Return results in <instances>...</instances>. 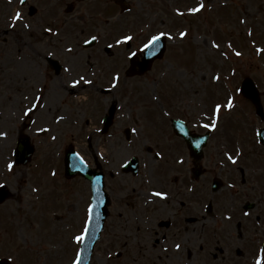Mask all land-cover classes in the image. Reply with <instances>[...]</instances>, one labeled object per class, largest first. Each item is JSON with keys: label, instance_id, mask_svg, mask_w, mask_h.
Returning <instances> with one entry per match:
<instances>
[{"label": "rangeland", "instance_id": "rangeland-1", "mask_svg": "<svg viewBox=\"0 0 264 264\" xmlns=\"http://www.w3.org/2000/svg\"><path fill=\"white\" fill-rule=\"evenodd\" d=\"M55 1H44L53 2L49 10L52 13L48 16L42 13L46 6L42 0H29L24 7L20 6L19 0H0V132L7 133V136H0V195L3 199L0 201V255L13 253L10 264H70L77 248L74 236L81 235L83 208L90 191L88 182L82 178H64L61 158L70 142L89 164L97 163L105 171V189L110 196L112 216L106 221L91 264H248L254 254L255 234L258 232L260 239L264 235V150L251 131V127L259 125L258 118L243 97L235 98L236 108L230 115H221L215 130L203 126L206 122L202 115L210 113L211 100L215 97L223 102L227 96L234 97L235 87L244 78H251L260 90L264 88V51L258 53V49H264V0H203L204 10L191 19L187 17L186 25L190 28L187 38L178 46L168 47L164 58L174 57L175 66L167 68L161 59L142 77L120 78L119 88L107 94L87 87L85 91L89 90L97 97L95 107L90 106L92 97L83 103L76 102L72 96L82 91L78 84L69 86V80L80 76L97 80L100 72V76L106 72L110 79L116 69L113 61L126 49L120 50L117 46L118 57L103 68L101 65L105 61L102 59L107 55L101 51L95 52L93 48L71 53L67 51L68 45L91 33L101 34L103 43L113 42L120 34L127 33L137 39L132 47L137 46L154 30L171 32L185 27L183 15H175L172 9L192 8L201 0H125L132 10L123 16H119L118 7L111 0L84 4L75 0ZM70 1L74 9L66 14L64 8ZM31 5L36 11L29 15ZM17 11L21 12L22 18L13 20ZM88 14L94 18L88 19ZM46 18L63 23L58 34L44 35L41 29ZM242 20L245 23H241ZM25 23L31 27L25 28ZM195 36H199L202 43H196ZM213 40L220 45L219 49L212 47ZM47 43L55 45L65 68L70 71L66 72L64 68L54 76L48 69L43 72L47 67L44 59L49 49L45 46ZM236 51L242 55L236 56ZM21 63L25 66L18 69ZM217 74L219 81L213 78ZM66 86L73 88V94ZM158 86L170 87L171 97L178 92V97L170 100L172 111H177V105L180 114L195 131H211L200 161L206 172L198 183L192 184L191 196H186L185 201L192 200L189 202L192 204L179 210L175 201L170 202L167 208H173L167 216L171 221L168 228L137 218L138 213L133 215L131 211L134 204V210L138 208L141 200L137 190L142 189V183L148 178H154L158 170L152 154L144 150L146 145L149 143L164 151L159 167L166 162L170 176L179 172L178 166L183 163H178L180 157L182 153L186 155L184 145L176 137L170 135L171 140L165 141L158 137L159 131H153L158 123L165 121L160 115L158 100L153 98L154 88ZM36 95H43L45 108L38 107L24 115ZM110 99H118L116 120L120 125L117 123L118 130H114V134L105 136L96 131L99 124L96 116L102 113ZM57 116L64 119L57 122ZM171 117H165L167 123ZM234 123L247 128V131H239L244 148L236 164L230 163L224 155L225 151H230L231 144L227 145L222 138L229 134L225 132L226 128ZM162 126L166 130L167 125ZM124 127L137 129L130 142L124 137ZM38 128L48 131L42 134ZM20 134L28 135L35 148L25 164H16L13 160V149ZM53 135H56L55 140L50 139ZM134 155L141 161L140 173L136 176L122 173L121 163ZM10 161L14 164L11 171L7 168ZM218 161L219 165L216 164ZM190 164L187 159L186 166ZM238 167L244 169L243 184ZM214 176H219L223 185L219 194L213 195L215 199L219 198V222L205 216L203 211V203L212 195L209 180ZM159 181H164L162 175ZM171 184L177 188L179 181ZM150 187L153 185L149 184ZM245 201L253 202V209L243 212L241 204ZM72 205L74 209L70 211ZM162 214H165L164 210L155 211L154 218ZM190 215L197 220L184 222L183 218ZM146 216L151 219L149 214ZM255 217L261 220L259 229L254 224ZM250 235L249 246L241 247L248 251L238 255L236 246L247 244ZM134 236L138 239L137 248L131 246ZM176 243L181 244L180 250L175 248ZM216 246L226 250L219 259L211 255L217 252ZM116 251L121 252L119 257L114 255Z\"/></svg>", "mask_w": 264, "mask_h": 264}, {"label": "snow or ice", "instance_id": "snow-or-ice-1", "mask_svg": "<svg viewBox=\"0 0 264 264\" xmlns=\"http://www.w3.org/2000/svg\"><path fill=\"white\" fill-rule=\"evenodd\" d=\"M20 3L21 4L25 3V0H20ZM204 8H205V4H204L203 0H201V2L196 7L189 8L188 11L189 12H192V13H198V12L204 10ZM176 11H177L178 14L183 15V13H181L179 9H177ZM21 18H22V14L19 11L15 12L14 16L12 17L13 20H20ZM241 23H245V21L242 20ZM24 27L25 28H30L31 25L25 23L24 24ZM46 31L52 32V29L51 28H48V29H46ZM187 35H188V31L187 30H182V31L179 32V36L181 38H184ZM249 35H251V30H249ZM162 37H168L169 39H174V37L172 36V33L171 32H169V31H158L157 33L152 34L150 36V38L147 40V43H144V45H143L144 49H149V48L155 47L156 44L161 40ZM97 39H98L97 36H92L90 40L89 39H85L84 40V44L89 45V44L95 42ZM132 40H133V36L132 35H129L127 33H122V34H120L117 37L116 43L117 44L127 43V42H130ZM211 45H212L213 48H216V49H219L220 48V45L218 43H216L215 40L211 41ZM109 47H111V46H109ZM229 47H231V43H229ZM67 51L68 52H72L73 49L71 47H69L67 49ZM258 51H264V49H258ZM49 55H51V53H49ZM131 55L134 56L135 53H131ZM222 55H225L226 56L227 53H222ZM235 55L236 56H241L242 53L239 52V51H236L235 52ZM65 71L66 72L67 71H70V69L65 68ZM213 78L215 80H217V81L220 80V76L218 74L215 75ZM114 80L116 82L119 81V74L118 73L114 77ZM81 81H84L85 83H88V84H91L92 83L91 80H86L84 76H80L79 79H73L72 80V85L75 86L76 84H79ZM113 87H115V83L113 84ZM236 91H239V89H236ZM25 99H27V97H25ZM234 100H235V97H233V96H227L226 97V102L224 104H222V103H215L214 106H213V109H212V115L209 117L210 123L204 124L203 126L205 128H210V129H213V130L217 129L218 122H219L220 117H221V110L226 107L229 111H231L235 107ZM34 101L35 102L31 103V106L30 107H27L24 110V113H23L24 115H28L29 113H31L34 110H36L38 107H43L44 106L43 105V102H42V97L40 95H36L34 97ZM204 115L207 116L208 114L207 113H204ZM55 119L58 122V121L64 119V117L57 116ZM33 123H35V121H33ZM37 131L46 132V131H48V129L38 128ZM132 131L133 132H136L137 129L133 128ZM0 136H7V133L6 132H0ZM52 139L55 140L56 137L53 136ZM160 155H161L160 153H157V156H160ZM225 155L227 156V159L229 161H231L232 164H236L237 157L233 156L231 153H225ZM180 162L182 163L183 160L181 159ZM13 166H14L13 162H11V161L8 162L7 168L9 169V171H11L13 169ZM53 175H55L54 172H53ZM152 195H155V196H158V197H162V198H166L167 195H168V193L153 190ZM94 207H95L94 204H89L88 207H87V210L86 211H87L88 222H91L92 215H93V211H94ZM245 215H247V213ZM228 219H231V217L229 216ZM87 231H88V229L85 228L84 229V233H87ZM84 238H85L84 234L74 236V239L78 243L79 242H82L84 240ZM175 248L177 250H180L181 249V244L176 243L175 244ZM8 259L9 260H12L13 257L9 256ZM79 262H80V254L77 253L75 259L72 261V264H79ZM255 264H264V247H261L260 248L259 255L255 259Z\"/></svg>", "mask_w": 264, "mask_h": 264}, {"label": "water", "instance_id": "water-1", "mask_svg": "<svg viewBox=\"0 0 264 264\" xmlns=\"http://www.w3.org/2000/svg\"><path fill=\"white\" fill-rule=\"evenodd\" d=\"M113 113V107L110 109V115ZM110 115H109V117H108V120H109V118H110ZM187 139L189 140V142H190V144L192 145V147H194V148H196V144H197V139H191V138H189V137H187ZM204 141V137L203 138H201V139H199V141L198 142H203ZM20 150H23V145L21 144L20 146H19V149H18V152H20ZM18 156H19V154H18ZM18 160H21V159H18ZM68 166L70 165L69 163L67 164ZM77 165L78 166H80V164L77 162ZM74 170L76 171V172H81V173H83V174H85V176H87L88 178H90V179H93V177H92V175H90V174H88L85 170H81L80 168H74ZM73 169H72V171H74ZM70 171V170H69ZM71 172V171H70ZM95 178H97V177H94V179ZM102 206V204H100V207ZM103 209V208H102ZM102 209H100L101 210V216L102 215H104L105 213H104V210H102ZM97 214H99L98 213V210L97 211H95ZM95 217H97V215H95ZM98 218V217H97Z\"/></svg>", "mask_w": 264, "mask_h": 264}, {"label": "bare ground", "instance_id": "bare-ground-1", "mask_svg": "<svg viewBox=\"0 0 264 264\" xmlns=\"http://www.w3.org/2000/svg\"><path fill=\"white\" fill-rule=\"evenodd\" d=\"M25 66L24 63H21L19 67Z\"/></svg>", "mask_w": 264, "mask_h": 264}]
</instances>
